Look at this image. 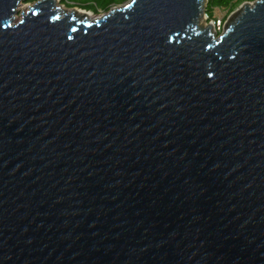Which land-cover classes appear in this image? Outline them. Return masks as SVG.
<instances>
[{
    "label": "water",
    "instance_id": "1",
    "mask_svg": "<svg viewBox=\"0 0 264 264\" xmlns=\"http://www.w3.org/2000/svg\"><path fill=\"white\" fill-rule=\"evenodd\" d=\"M25 1L0 0V264H264V3L217 37L208 0Z\"/></svg>",
    "mask_w": 264,
    "mask_h": 264
},
{
    "label": "trees",
    "instance_id": "2",
    "mask_svg": "<svg viewBox=\"0 0 264 264\" xmlns=\"http://www.w3.org/2000/svg\"><path fill=\"white\" fill-rule=\"evenodd\" d=\"M40 0H26L27 4H34ZM68 8L78 7L80 10L92 12L95 14H108L113 8L123 6L131 0H61ZM258 0H208L206 14L210 20H213L216 9L228 10L232 13L245 2H255Z\"/></svg>",
    "mask_w": 264,
    "mask_h": 264
},
{
    "label": "rangeland",
    "instance_id": "3",
    "mask_svg": "<svg viewBox=\"0 0 264 264\" xmlns=\"http://www.w3.org/2000/svg\"><path fill=\"white\" fill-rule=\"evenodd\" d=\"M58 1V5L61 6V7H65L66 9H69V10H72V9H78L80 10L78 7H74V8H68L65 4H62V1L61 0H57ZM33 4H27V3H22L19 8H18V13L17 15L15 16V22L18 23L20 22L22 19H23V13L24 15L28 13L30 7L32 6ZM84 11V10H83ZM235 11V10H234ZM233 11V12H234ZM88 14L91 15V20L95 21V20H98L100 18H102L104 15L106 14H103V13H98V14H95V13H92V12H87ZM232 13H229L228 10H220V9H216L214 11V16L213 18L216 20L218 19H224V21H226L229 16H231ZM202 24L204 26H208V25H212L211 21L209 20H205L203 19L202 20ZM215 33V32H214Z\"/></svg>",
    "mask_w": 264,
    "mask_h": 264
},
{
    "label": "built area",
    "instance_id": "4",
    "mask_svg": "<svg viewBox=\"0 0 264 264\" xmlns=\"http://www.w3.org/2000/svg\"><path fill=\"white\" fill-rule=\"evenodd\" d=\"M204 19L211 21L212 26H213V31L215 32L217 37L220 36L221 34H223L224 29H225V24H226V21H224V19H218L216 21H215V19L210 20L208 18L207 14L204 15Z\"/></svg>",
    "mask_w": 264,
    "mask_h": 264
},
{
    "label": "snow or ice",
    "instance_id": "5",
    "mask_svg": "<svg viewBox=\"0 0 264 264\" xmlns=\"http://www.w3.org/2000/svg\"><path fill=\"white\" fill-rule=\"evenodd\" d=\"M133 2L135 3L136 0H133ZM146 3L148 4H151L152 6L154 7H158V6H161V5H168V4H171V3H175L176 0H145ZM261 3H264V0H261ZM170 42L171 41V38H169ZM209 47H211L209 45ZM214 73L212 71H209L208 72V76L211 77Z\"/></svg>",
    "mask_w": 264,
    "mask_h": 264
},
{
    "label": "bare ground",
    "instance_id": "6",
    "mask_svg": "<svg viewBox=\"0 0 264 264\" xmlns=\"http://www.w3.org/2000/svg\"><path fill=\"white\" fill-rule=\"evenodd\" d=\"M57 8L59 9L60 8V13L63 11L64 13H61V15H64V14H69L71 12H74L76 13V15H80V17H83V16H87L88 19L91 20V15L88 14L87 12H84L82 10H78V9H72V10H69V9H66L65 7H61L57 4ZM67 12V13H66Z\"/></svg>",
    "mask_w": 264,
    "mask_h": 264
}]
</instances>
